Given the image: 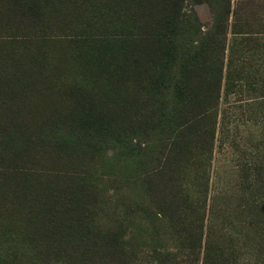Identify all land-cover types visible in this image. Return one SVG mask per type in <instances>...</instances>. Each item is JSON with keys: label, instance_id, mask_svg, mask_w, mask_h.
<instances>
[{"label": "rangeland", "instance_id": "obj_1", "mask_svg": "<svg viewBox=\"0 0 264 264\" xmlns=\"http://www.w3.org/2000/svg\"><path fill=\"white\" fill-rule=\"evenodd\" d=\"M138 1L0 0V264H170L154 259L145 245L157 234L164 249L175 251L181 240L174 224L198 223L200 211L180 190L198 184L204 171L206 207L217 213L212 224L218 229L241 203L245 166L264 161V89L244 86L248 78L264 80V0H178L181 50L224 28L217 35L223 79L240 85L221 90L211 155L194 137L164 169L177 168L183 181L159 180L149 191L133 184L135 175L159 172L179 131L156 115L177 103L171 90L150 85L159 69H148L144 56L140 63L152 30L143 26L150 9ZM89 108L103 113L104 124L122 126L145 148L141 156L127 158L114 141L90 148L87 136L78 137L73 121ZM82 172L95 189L81 187ZM113 193L118 197L109 206ZM87 195L102 204L84 214L104 230H122L130 252L116 256L81 237L77 199ZM200 252L197 264L202 244Z\"/></svg>", "mask_w": 264, "mask_h": 264}, {"label": "trees", "instance_id": "obj_2", "mask_svg": "<svg viewBox=\"0 0 264 264\" xmlns=\"http://www.w3.org/2000/svg\"><path fill=\"white\" fill-rule=\"evenodd\" d=\"M177 1H138L140 6L150 9V21L146 20L143 26L148 27L149 31L152 30L149 33L150 37L145 39V47L140 50V63L142 64L144 56L148 69H159L156 77L149 79L150 85L160 90H171L177 103L174 110L170 109L171 111L167 112L159 110L156 115L163 116L164 121L173 123L179 128L174 136L169 157L158 164L159 172L154 174L144 171L141 175L132 177L136 187L145 188L144 190L147 191L151 190L154 183L159 180L161 183H169V180L178 182L185 179L186 174L182 176L180 173L175 174L177 168L172 169L170 174L169 172L164 174V169L176 164L174 157L181 153L183 147L190 146L192 138H196V142L200 144V148L206 155H211L217 115L219 117V114H222L219 107L222 104L219 102L221 90L225 87L226 90L235 88L238 91L240 85L237 80L226 82L223 79V48L221 38L217 35L219 33L224 35V28L219 29L220 32L217 34L212 32L199 45H188L186 52L181 50L177 41L181 23ZM244 86L250 91L261 90V88L264 89V80L248 78L244 80ZM103 120L102 112L96 108H89L82 117L73 121V128L78 137L87 136L90 148L102 149L108 141H114L124 150V153L123 151L121 153L127 158L132 155L141 156V151L144 152L145 148L125 135L122 126L110 127L104 124ZM199 133L206 136L204 142H201ZM245 168L246 172L243 171L239 180L242 191L241 203L228 213L225 219L219 221L218 229L216 223L212 224V219L217 218V213L210 212V207H206L209 194L208 178L203 177L205 173L202 171L198 184L191 185L190 190L188 188L180 190L181 199L191 200L195 208L200 211L198 223L195 224L194 220L184 225L181 224L183 222L174 224L177 237L181 240L175 251L164 249V246L159 243L157 234H154L150 237L149 244L145 245L147 252L161 263L167 259L170 264H197L202 244L201 264H264V161H257L253 166L248 165ZM250 169L253 172H247ZM86 176V172H82L77 177L81 187L89 191L95 189L94 180L89 181ZM116 197L118 193L108 196L107 204L110 206L114 203L117 200ZM77 204L83 216L78 220V230H81L83 239L91 238L97 241L101 251L116 252V256L130 252L131 244L129 240L126 241L123 238L122 230H104L99 222L92 217L88 218L89 214H84L88 211V207L99 208L102 202L96 200L93 195H87L85 198L77 199ZM105 205L104 203L103 206ZM206 215V222H204ZM166 216L171 218V215L163 214V218ZM185 225L187 227L181 230ZM134 230L139 236V230L136 227ZM216 230L220 232L217 234L218 239L214 240L212 235ZM203 233L206 238L202 240ZM130 241L135 246L139 245L138 237L136 239L134 235L131 236ZM244 254L249 256L248 260L240 261ZM250 257H253V262ZM13 262L12 264H21L19 261Z\"/></svg>", "mask_w": 264, "mask_h": 264}]
</instances>
